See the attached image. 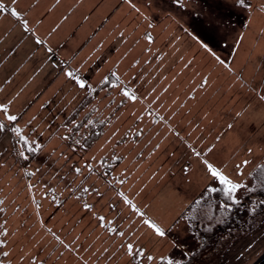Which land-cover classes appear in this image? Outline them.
I'll return each instance as SVG.
<instances>
[{"label":"rangeland","instance_id":"1","mask_svg":"<svg viewBox=\"0 0 264 264\" xmlns=\"http://www.w3.org/2000/svg\"><path fill=\"white\" fill-rule=\"evenodd\" d=\"M47 1L30 8L39 39L57 19ZM89 11L62 45L79 46L68 62L86 54L68 66L75 79L51 80L60 59L33 41L0 66L1 262L177 264L221 226L212 264H254L264 254V0H99ZM18 33L26 26L0 11V61ZM92 118L105 127L89 147L78 132L67 140ZM207 164L239 187L229 194ZM126 243L143 255L133 260Z\"/></svg>","mask_w":264,"mask_h":264},{"label":"crops","instance_id":"2","mask_svg":"<svg viewBox=\"0 0 264 264\" xmlns=\"http://www.w3.org/2000/svg\"><path fill=\"white\" fill-rule=\"evenodd\" d=\"M16 1L17 0H8L6 2L0 1V4H3L5 6L1 12L2 13L7 12V13L11 14V12L13 10L16 11V8H15V2ZM43 1H45V0H31V1L25 2L26 4L24 5V7H26V9L20 8L19 12L16 11L18 13V16H14L15 17V23H21V25L26 26V35H25V37H22L21 33H18L19 37L15 36L11 39V41L8 44L11 47V51H9L3 57V59L0 61V66H1V64L5 65V62H7L9 59L13 58V56H11L12 52L15 49H17L20 45L27 43V41H30L31 43L33 41V44L38 42L40 44H45L47 47H49L51 49L49 52L50 53L49 59H58V58L60 59L59 67L56 70V72L54 73L51 80L54 77H56V74L58 75L57 77H60V80H61V79L65 78L66 76H68L66 74L69 73V69H68L69 64L79 65L86 55V54L85 55L83 54L81 57H80V55H77L72 60L75 63H72L71 60H70V62H68L69 61V60H67L68 55L71 56L75 50L76 51L78 50L79 46H77L76 49L71 52V51H69V49L65 50L63 48V50H62V45L65 42H67L73 34L77 33L76 31L81 27L80 22H82V20L86 16V14H88V12H90L89 10H93L95 8V6L99 0H96L92 4V6L90 7V9L88 10L87 13H86V11H84V9L81 10V8L83 7L82 2L84 0H63V2L61 0L47 1L44 8L47 9L49 12H50V10H54L55 12H57L56 13L57 19H56V22H53V21L50 22L51 25H53V24L54 25L52 26V30L47 34V37L39 39L40 37H38V36L39 35L43 36L46 32L43 30L38 31L36 29V22H33L34 18L32 16H30V8L32 6L37 7L38 5H41V3ZM54 3H55V5H54ZM70 5H71V7L69 8ZM49 44L50 45L60 44V45L58 46V48L54 49ZM22 58L17 60V63H16L17 65H19ZM28 58L29 57H27L26 59H28Z\"/></svg>","mask_w":264,"mask_h":264},{"label":"trees","instance_id":"3","mask_svg":"<svg viewBox=\"0 0 264 264\" xmlns=\"http://www.w3.org/2000/svg\"><path fill=\"white\" fill-rule=\"evenodd\" d=\"M84 104H86V102H82L81 106L79 107L80 109L83 108ZM73 118H77V116H73ZM69 120V118L67 119V121ZM79 124L82 123H76L73 124L71 127V130L67 133L68 135V139L70 137V141L71 137L75 135L76 132L82 134L81 135H76V137H79V141L81 143H83V147L84 149H86L87 147H89L93 141L95 139H97L100 134L103 132L104 127H105V123L104 121H98L96 118H92L89 122L85 123L83 122V126L85 125V127L87 128V133L83 134L86 131H80V127L78 126ZM81 126V125H80ZM21 141V145H20V149H23L24 152H26L27 156L29 157H34V153L31 151V144H29L28 141H24L21 137V135H15L13 142H16L18 145L20 144ZM23 141V142H22ZM33 155V156H32ZM261 204L259 205V208L261 207ZM263 210V207L262 209ZM229 217L227 219V222L229 221ZM229 222H232L231 220ZM226 223V222H225ZM233 224V223H232ZM226 225V224H225ZM211 233V240H202L200 242L199 247H197L195 250H193L192 252H190L187 257L180 261L177 264H212L214 259L218 258V256L225 250V247L223 245H219V238L221 237V233H224V230L222 229L221 226L217 227L216 229H213L212 231H210ZM2 246H3V242L0 241V264H3L1 262V258L3 257V253L4 250H2Z\"/></svg>","mask_w":264,"mask_h":264},{"label":"snow or ice","instance_id":"4","mask_svg":"<svg viewBox=\"0 0 264 264\" xmlns=\"http://www.w3.org/2000/svg\"><path fill=\"white\" fill-rule=\"evenodd\" d=\"M242 2H246V0H242ZM4 7L5 6L3 4H0V11H2L4 9ZM11 14L13 16H18V13L15 10H13L11 12ZM66 75H68L69 78L75 79V77L73 76V74L71 72L67 73ZM80 87H85V85H84L83 82H80ZM124 95L126 97L130 95L131 96V99H133V100L136 99L135 94H129L127 91H125ZM0 110H2L5 114H7V112H8V106L7 105H0ZM7 120L8 121H16L17 120V117L15 115H7ZM4 127H5L4 124H0V130H3ZM13 131H16L17 133H19V129H13ZM197 156H199V153H197ZM207 168H208V170L210 171V173H211V175L213 177H218L219 180H220V182L222 184L227 185V192L229 194H231L232 192H234L239 187V185L232 183L226 176H224L223 174H221L211 164H207ZM76 171L79 172L80 170L79 169H76ZM89 171H92V168H91L90 165H89ZM261 172H262V179H264V168L261 169ZM123 182H124L123 180L120 181L121 184ZM85 191H87V189H85ZM126 203L131 204V201L126 200ZM83 207L85 209H89V210L91 208V206L88 205V204H84ZM99 219L100 220H104L105 218L104 217H99ZM144 223L146 225H148L149 227H151L152 229H154V231H155L156 234H158L160 236H163L164 235V232L154 222L144 221ZM109 230L112 231V232L117 233L120 237H124L125 236V233L123 231H119L117 228H111ZM122 247H124V245H122ZM126 250H127V254L129 256L133 257V260H135V257L136 256L143 255L142 250H135L134 251V245L132 243H126ZM147 258L148 259H152V257H147Z\"/></svg>","mask_w":264,"mask_h":264},{"label":"water","instance_id":"5","mask_svg":"<svg viewBox=\"0 0 264 264\" xmlns=\"http://www.w3.org/2000/svg\"><path fill=\"white\" fill-rule=\"evenodd\" d=\"M254 264H264V254Z\"/></svg>","mask_w":264,"mask_h":264}]
</instances>
